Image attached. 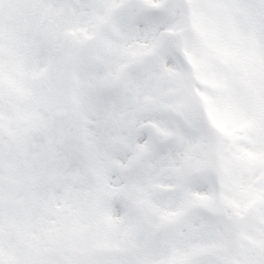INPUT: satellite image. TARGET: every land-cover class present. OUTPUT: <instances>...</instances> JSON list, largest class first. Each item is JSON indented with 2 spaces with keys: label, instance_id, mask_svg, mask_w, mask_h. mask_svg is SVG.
<instances>
[{
  "label": "snow or ice",
  "instance_id": "obj_1",
  "mask_svg": "<svg viewBox=\"0 0 264 264\" xmlns=\"http://www.w3.org/2000/svg\"><path fill=\"white\" fill-rule=\"evenodd\" d=\"M0 264H264V0H0Z\"/></svg>",
  "mask_w": 264,
  "mask_h": 264
}]
</instances>
